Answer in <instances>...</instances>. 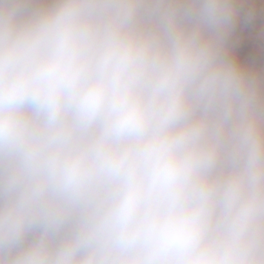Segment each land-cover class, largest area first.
<instances>
[{"label":"clouds","instance_id":"clouds-1","mask_svg":"<svg viewBox=\"0 0 264 264\" xmlns=\"http://www.w3.org/2000/svg\"><path fill=\"white\" fill-rule=\"evenodd\" d=\"M0 264H264V0H0Z\"/></svg>","mask_w":264,"mask_h":264}]
</instances>
